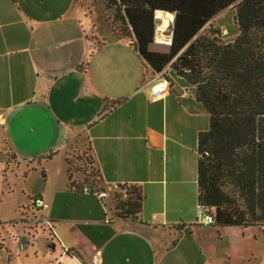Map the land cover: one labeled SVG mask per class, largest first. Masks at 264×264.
I'll list each match as a JSON object with an SVG mask.
<instances>
[{
  "label": "crops",
  "instance_id": "1",
  "mask_svg": "<svg viewBox=\"0 0 264 264\" xmlns=\"http://www.w3.org/2000/svg\"><path fill=\"white\" fill-rule=\"evenodd\" d=\"M86 16L74 0H0V173L9 185L14 162L26 167L24 177L37 170L41 176L35 188L23 189L28 200H18L19 215L8 219L17 221L13 228L19 235L3 236L4 264L14 263L8 240L15 244L16 264H90L94 254L100 264H221L222 257L228 264H264V246H255L264 225L205 230L197 224L196 152L195 204L186 201L188 157L167 136L183 134L186 116L178 115L176 102L204 110L192 91L174 93L172 82L153 96L160 82L145 79L147 68L131 43L99 38ZM179 85L189 88L184 79ZM83 132L103 195L67 184L65 150ZM60 151L63 179L49 182L45 163ZM50 152V158L38 161ZM123 184L142 191L135 219L115 215L112 196ZM3 197L0 189V205ZM36 225L49 229L44 245L33 242L31 234L18 251L22 230Z\"/></svg>",
  "mask_w": 264,
  "mask_h": 264
},
{
  "label": "trees",
  "instance_id": "2",
  "mask_svg": "<svg viewBox=\"0 0 264 264\" xmlns=\"http://www.w3.org/2000/svg\"><path fill=\"white\" fill-rule=\"evenodd\" d=\"M102 2L114 10L126 28L124 35L132 37L130 43L145 67L158 73L170 66L206 111L207 127L198 132L195 147L196 204L201 215L211 217V226L264 225V0ZM227 8L233 9L237 28L231 41L223 40L222 27L210 23ZM157 10L173 14L170 42L155 40L168 45L165 52L149 49ZM91 160L93 164L92 156ZM64 161L69 189L83 192L88 186L95 194L104 193L97 170L99 186L77 170L70 171L66 156ZM120 187L122 200L114 196L115 215L135 219L142 191L134 184ZM0 224L13 228L17 221Z\"/></svg>",
  "mask_w": 264,
  "mask_h": 264
},
{
  "label": "rangeland",
  "instance_id": "3",
  "mask_svg": "<svg viewBox=\"0 0 264 264\" xmlns=\"http://www.w3.org/2000/svg\"><path fill=\"white\" fill-rule=\"evenodd\" d=\"M76 4V8L81 13H84V15H87L85 18H87L91 25H95L97 27V33L99 38L100 37H107V39L110 38V36H113L114 38H123L126 41H132V37L129 35H124L126 33V28L124 25L115 17L114 10L112 8H108L104 5L102 0H74ZM167 20V23L165 27L163 28V31L156 30L157 25L159 22H161V19H157L155 17V30H154V37L153 42L149 45V49L152 51H158V52H165L168 49V45H165L163 43H156L155 38H169L170 37V26L173 18H169L167 16L164 17ZM215 24L221 25L220 27L225 29V33L223 34V40L224 41H231L234 38V33L237 30L236 24L233 20V10L226 9L223 12L220 13V15L217 17V21H214ZM102 33V34H101ZM160 36V37H159ZM164 36V37H162ZM97 39V37H96ZM96 39L94 38L92 41L96 43ZM153 78V79H152ZM145 79H151L150 81H158L163 84L173 83L175 85L172 89L174 93H182V91L185 94H189L185 91L186 88H183L182 85H179L181 83V77L175 74V72L170 68V66H166L162 69V71L158 73H153L151 69L147 67L146 69V78ZM185 81V80H184ZM159 83V84H160ZM157 84V87L158 85ZM187 97V95H184ZM191 96V95H188ZM175 109L178 115H182L185 120L182 123L183 127V134H180V136L177 138H174L171 136H167V141L178 143L180 147L182 148V151L186 152L187 162L184 163L186 165V172L185 175L187 179V190L185 188V194L187 195L186 201L187 203L191 204L192 206L195 204V181L193 177V171H194V159H195V135L197 131L203 130L207 127V115L205 113V110H203L200 106L197 110L192 109L189 107L188 109L186 106H183L180 102L175 103ZM76 143V144H75ZM0 146V151H1ZM1 153V152H0ZM63 151H60L59 154H57L52 160L45 163V172H46V179L49 180V182H59L63 179L64 175V169H63V158H62ZM9 156V154H8ZM65 156L69 160V169L71 170H77L79 174H83V176L87 179H94L95 184L99 186L97 183L98 178L95 176V166L94 163H91V155L90 151L88 150V141L85 140V132H83L82 135H80L77 140H75L72 144H70L67 149L65 150ZM10 158V156H9ZM11 159V158H10ZM190 163L192 165V174L190 172ZM5 166L3 167L4 170ZM12 169L13 173L9 174V185H7V182L5 181V178L2 176L3 174L0 173V189L4 192L3 202L0 205L1 209V217L5 219L7 222L8 219L19 215V212L17 210V206L15 204L19 203L20 200L22 202H27L28 197L22 195V191L25 188L28 187H36L38 183L41 182V176L40 171L37 170L35 173H28L25 177L23 175V171L26 170V167L24 165H19V167L15 166V163L9 165V170ZM7 169V170H8ZM82 176V175H81ZM185 184V185H186ZM7 186L10 189H7ZM2 187V188H1ZM13 193H12V192ZM8 192V193H7ZM120 192V190H118ZM118 192H115L112 196V204L116 203V199L119 201L122 200L120 198V195ZM117 196L115 199L114 196ZM107 197V196H106ZM5 200V201H4ZM19 200V201H18ZM28 209H30L32 212H34L32 209L33 206L28 203ZM196 213L195 217L197 219V224H201L205 226V230H211L209 227V224L205 222L203 219V216L201 215V211L199 207L195 206ZM27 211V210H26ZM28 212V211H27ZM4 221V222H5ZM3 223V222H0ZM25 225V224H24ZM27 228L26 226H24ZM30 227V226H28ZM29 232L33 236V242L39 241L42 245H44V239L48 238V228H44L43 231L40 229H36L35 231L29 229ZM260 231L257 233V240L255 242V246H264V226L260 227ZM8 236L11 239H16L18 237V233L15 232L14 228L9 227L7 224H0V247L2 243L3 236ZM214 237H217V234L214 233ZM6 246L10 248L11 255L13 257V264H16L15 261L16 258H14V246L15 244L13 241L8 240L6 241ZM260 242V243H259ZM45 247V246H44ZM13 249V250H12ZM5 249L0 250V264H4V260L6 254ZM264 252V249H263ZM32 252L29 254V260L33 259ZM251 263H253V260H251ZM221 264H228V261L225 257L221 258Z\"/></svg>",
  "mask_w": 264,
  "mask_h": 264
},
{
  "label": "built area",
  "instance_id": "4",
  "mask_svg": "<svg viewBox=\"0 0 264 264\" xmlns=\"http://www.w3.org/2000/svg\"><path fill=\"white\" fill-rule=\"evenodd\" d=\"M221 33H225V29L224 28H221ZM166 87H167V84H163V83H160L157 86H155L152 90V95L153 96H156L158 95L159 93L161 92H164L166 90ZM186 92H190V89L187 88L186 89ZM3 124V120H2V117L0 116V125ZM84 191H90L89 188H83ZM100 195H103V193H100ZM33 204H36V205H42V202L39 198H34V201H33ZM32 204V205H33ZM203 219L205 220V222L207 223H210L211 222V217L210 216H203ZM31 233L29 232V230L27 229V231H22L21 235L19 236V239L17 241V250L18 251H22L26 248L27 244L30 242L31 240ZM90 264H100L99 262V257H98V254H94L91 258V261H90Z\"/></svg>",
  "mask_w": 264,
  "mask_h": 264
},
{
  "label": "bare ground",
  "instance_id": "5",
  "mask_svg": "<svg viewBox=\"0 0 264 264\" xmlns=\"http://www.w3.org/2000/svg\"><path fill=\"white\" fill-rule=\"evenodd\" d=\"M165 16L169 17V18H173V14L172 13H169V12H163V11H160V10H157L156 13H155V17L157 19H161V22L158 23L157 25V29L156 30H159V31H163V28L165 27L166 23H167V20L164 18ZM160 37V36H159ZM164 37V36H162ZM157 42H165V43H169L170 42V38H155Z\"/></svg>",
  "mask_w": 264,
  "mask_h": 264
}]
</instances>
